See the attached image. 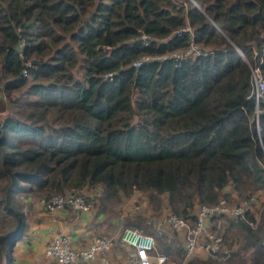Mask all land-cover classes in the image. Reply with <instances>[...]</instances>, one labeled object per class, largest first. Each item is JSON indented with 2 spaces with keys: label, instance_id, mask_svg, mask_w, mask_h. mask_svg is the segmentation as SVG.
I'll return each mask as SVG.
<instances>
[{
  "label": "trees",
  "instance_id": "obj_1",
  "mask_svg": "<svg viewBox=\"0 0 264 264\" xmlns=\"http://www.w3.org/2000/svg\"><path fill=\"white\" fill-rule=\"evenodd\" d=\"M191 1L0 0V112L11 107L0 119V264L27 231L22 196L139 191L192 221L199 205L264 194V98H249L248 65L264 77V0ZM185 24L191 37L176 35ZM190 42L201 54L159 59ZM216 219L228 253L185 264H264V211L255 227L251 212L207 225ZM125 224L182 260L145 219Z\"/></svg>",
  "mask_w": 264,
  "mask_h": 264
},
{
  "label": "built area",
  "instance_id": "obj_2",
  "mask_svg": "<svg viewBox=\"0 0 264 264\" xmlns=\"http://www.w3.org/2000/svg\"><path fill=\"white\" fill-rule=\"evenodd\" d=\"M185 33L191 37V29L185 24L176 35ZM140 40L144 43L146 36L141 35ZM201 54L197 45L190 42L187 48L182 52H176L161 56L159 59L171 58L181 60ZM242 55V54H241ZM243 59L248 63L246 58ZM150 58L144 57L135 61L132 66L138 67L143 61H149ZM249 65L251 90L249 98L255 100L258 107L260 99L264 98V77L258 64ZM257 122V113H256ZM255 196L240 201L238 204H226L220 199L215 205H199L193 214V220L184 219L176 214L169 213L165 219L159 221L154 229V235L160 236L161 223L166 225L171 232L182 233L183 235V258L180 264H184L186 259L197 249L206 254L215 255L217 253H228L223 247L220 233H215L207 225V220L216 215H225L230 218H243L247 212H251L252 205L256 202ZM39 204L49 213L68 205L77 213L87 212L89 204L84 197L80 195H56L46 199H39ZM252 213V212H251ZM260 219L257 216L252 227H255ZM190 222V223H189ZM118 244L124 249V261L122 264H168V257L161 253H153L155 250L154 236L142 233L136 229H123L118 237ZM113 246V240L104 237H93L82 248H73L68 237L63 233H56L46 243L43 248L45 256L54 260L56 264H91L96 261L97 264H111L109 260L110 248Z\"/></svg>",
  "mask_w": 264,
  "mask_h": 264
},
{
  "label": "rangeland",
  "instance_id": "obj_3",
  "mask_svg": "<svg viewBox=\"0 0 264 264\" xmlns=\"http://www.w3.org/2000/svg\"><path fill=\"white\" fill-rule=\"evenodd\" d=\"M189 1V0H188ZM190 2H192L190 0ZM194 4V3H193ZM6 105V104H5ZM11 109L10 106H7ZM5 107L3 111L0 112V119L7 115L10 110ZM256 120V117H255ZM84 197L89 204V211L85 214H77L68 211V216L71 219L72 228L76 227L80 230H89V235L93 237H104L113 240V245L108 252L114 251L116 257L124 261V249L120 248L117 244L116 239L119 237L123 229L129 228L125 223L128 221H134L136 218L145 219L148 224H150L151 229L154 231L156 225L162 219H165L169 213H171L165 206L164 202L161 201L159 208L154 209L151 203L148 202L147 195L144 192L135 191L132 192L129 197H124L118 194L115 197H102L100 196L99 188H83L82 191L77 194ZM35 197L22 196L21 200L23 202L22 209L26 213V219L32 221L35 217H41V219H46L47 214L40 212L35 206L34 202L37 200ZM252 213L259 216L264 211V194H258L256 202L251 207ZM39 216H37V215ZM35 215V217L33 216ZM221 221L216 219L209 222V227L211 230L218 228ZM190 223V222H189ZM162 235L166 236L168 240L170 239L173 248L183 246V235L182 233L176 234L168 230L166 225L161 223ZM59 233V232H57ZM176 234V235H175ZM115 243L117 244L115 246ZM223 244V243H222ZM224 247V245H223ZM200 250V249H199ZM201 251L191 254L185 261V263L191 261L192 259H200ZM204 252V251H202ZM153 253H157L154 250ZM205 253V252H204ZM172 259L177 260L175 255ZM181 261L174 262L168 257V264H180ZM184 263V264H185Z\"/></svg>",
  "mask_w": 264,
  "mask_h": 264
},
{
  "label": "crops",
  "instance_id": "obj_4",
  "mask_svg": "<svg viewBox=\"0 0 264 264\" xmlns=\"http://www.w3.org/2000/svg\"><path fill=\"white\" fill-rule=\"evenodd\" d=\"M37 209L41 212V205L39 202H34ZM252 212V211H251ZM257 219L256 214L252 213ZM37 215V214H36ZM35 217V215H33ZM39 216V215H37ZM166 228H168L166 226ZM80 230L76 227L72 228L71 219L68 216L67 210H56L50 214H47L46 219L41 217H35L32 221L27 219V231L25 236L15 242L11 247V258L13 264H54V262L43 255L44 245L51 239L57 232L63 233L68 237V240L73 248H82L90 240L89 230ZM169 230V228H168ZM118 244V243H117ZM115 243V246L117 245ZM119 245V244H118ZM114 246V245H113ZM120 248H122L119 245ZM238 248V243L233 244L231 250L235 251ZM197 252L200 250L197 249ZM251 252L249 250L242 251L241 256L249 261ZM206 253L201 251L200 259L205 258ZM109 260L111 264H122L123 261L119 257H116L114 251L110 252ZM1 264L5 263V258ZM91 264H97L96 261Z\"/></svg>",
  "mask_w": 264,
  "mask_h": 264
}]
</instances>
